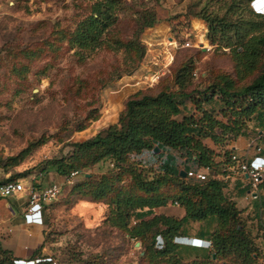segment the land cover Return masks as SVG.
I'll return each instance as SVG.
<instances>
[{
	"label": "rangeland",
	"instance_id": "rangeland-1",
	"mask_svg": "<svg viewBox=\"0 0 264 264\" xmlns=\"http://www.w3.org/2000/svg\"><path fill=\"white\" fill-rule=\"evenodd\" d=\"M96 1L0 0V181L15 177L37 188L63 183L60 196L44 205L43 224L35 227H43V239L24 247L28 258L45 256L52 258L51 264H241L234 253L213 257V251L182 244L180 259L166 260L158 255L165 246L163 235L152 244L155 231L141 239L132 234L133 222L118 220L115 199L121 188L136 197L167 199V205L156 207L154 213L182 219L185 209L173 201L182 194L177 182L166 180L150 194L132 184L129 171V164L135 165L145 179H158L167 154L184 169L189 163L178 150H145L132 154L123 166L106 157L91 166L86 176L94 183L104 175L116 179L101 200L77 193L74 186L84 181L83 175L70 183L63 176L51 179L50 172H56L53 160L70 155L74 143L118 123L130 96L138 91L177 90L176 76L182 67L190 69L186 92L191 96L183 98L188 112H197L194 99H202L211 84L232 81L235 88H242L262 70L263 60L252 72H243L230 48L211 44L207 37L202 11L224 14L225 5L233 0H99L113 1L111 23L99 41L82 48L73 38ZM252 2H239L235 11L240 9L245 17L249 9L264 15ZM153 17L156 22L147 26ZM203 105L216 114L224 107L217 95ZM253 119L246 122L250 128ZM208 145L218 153L225 150L210 140ZM44 167L48 171L43 172ZM24 172L26 177H19ZM31 207L27 192L0 197V247L14 255L12 242L25 233L22 224ZM241 217L252 241L260 237L264 241L263 223H250V215ZM183 227L179 235L198 237L205 231L211 238L216 231L223 233L215 218L189 220ZM256 245L258 252L264 250V245ZM257 264H264L262 255Z\"/></svg>",
	"mask_w": 264,
	"mask_h": 264
},
{
	"label": "trees",
	"instance_id": "trees-1",
	"mask_svg": "<svg viewBox=\"0 0 264 264\" xmlns=\"http://www.w3.org/2000/svg\"><path fill=\"white\" fill-rule=\"evenodd\" d=\"M242 1L233 0L231 4H226L224 14L219 10L208 11L206 14L202 11L201 17L208 24L207 37L211 44L230 48L243 72H252L263 60L260 74L250 84L242 88H235L232 81H225L224 85L211 84L205 89L202 99H194L198 104L197 112H186L183 98L191 96V93L186 92L187 75L190 71L189 65H186L176 76L177 90L163 88L157 92L138 91L126 101L118 123L109 125L90 139L74 143V150L70 155L54 159L51 163L65 179L72 172L80 171L78 176L83 175L85 179L76 183L74 188L78 189L77 193L81 196L90 195L95 200H101L113 188L116 179L104 175L94 183L92 177L86 176V171L106 157L112 158L118 166H123L129 162L132 154H141L145 150L154 152L158 147L163 152L168 149L180 151L185 162L189 163L184 166L185 171L190 168H210L209 177L204 181L184 179L180 176L181 168L176 165V157L167 154L162 165L163 174L158 179L147 180L135 165L129 164V171L135 182L132 184L142 191L154 194L166 180L177 182L181 187L182 194L173 199L185 209L180 220L154 213L156 207L167 205L168 200L165 198L136 197L134 194L123 193L121 188L115 199L118 220H124L126 225L129 221H136L132 229L133 236L146 239L147 235L155 231L152 237L154 244L156 238L163 235L165 246L158 250V255L169 261L180 259L179 245L173 242V238L185 230L184 224L189 220L204 221L212 218L218 220L219 228L223 230L221 234L216 231L210 236L213 248L209 252L213 251V257L214 254L227 256L234 253L237 258L240 257L241 264H257L262 255V251L258 252L256 249L259 248L256 241H252L245 231L241 217L243 209L226 195L227 182L217 177L219 173H228L229 164L233 167L236 165L231 160L234 148L227 147L232 141L248 133L250 127L246 124L247 120H264V15L251 9L248 17L244 16V12L240 15V9L235 11V8ZM203 8L208 10V7ZM113 12V1L97 0L93 12L77 29L73 42L87 48L99 41L111 23ZM155 22L153 17L146 25L152 26ZM216 95L224 104L218 114L203 105L212 102ZM220 114L223 118H220ZM207 139L216 147L222 146L225 149L223 153H218L216 148L209 146L205 142ZM42 171L48 170L44 167ZM27 173L24 172L19 177H26ZM12 180L21 179L10 177L0 181V184ZM33 186L36 187L35 184ZM260 188L264 189V179ZM151 214H154L153 217L145 219ZM161 226L163 229L159 230ZM206 234L205 231L200 232L201 236ZM38 258L42 260L37 264L52 262V258L45 256L32 257ZM17 259L9 250L0 247V264H16Z\"/></svg>",
	"mask_w": 264,
	"mask_h": 264
},
{
	"label": "built area",
	"instance_id": "built-area-1",
	"mask_svg": "<svg viewBox=\"0 0 264 264\" xmlns=\"http://www.w3.org/2000/svg\"><path fill=\"white\" fill-rule=\"evenodd\" d=\"M254 151L255 154L250 156L251 151ZM264 148L260 144L259 138L257 136L251 137L247 144L246 154L243 156L236 153L232 154L231 160L236 162L237 170L239 171V177L243 179L247 185L250 187V194L255 197V195L260 190V184L264 179V157L261 155ZM232 164L227 166L228 173L217 175L218 178L224 180L225 182L231 181L234 176L232 174ZM210 168H190L187 171L188 179L195 181H204L209 177ZM80 174V171H74L68 177L66 182H72V179L77 177ZM63 189V183L53 182L46 186L36 188L32 185L28 186L22 180H12L0 184V197H12L19 196L27 192L30 197V204L32 207L29 213L26 214V222L31 224H43V210L44 205L47 202L56 200ZM31 215L36 216L34 219H31ZM136 221H134L135 223ZM12 228L9 229L12 232ZM262 257L264 258V250L262 251ZM51 259V258H48ZM42 258L38 259H25L18 258L15 260L16 264H37Z\"/></svg>",
	"mask_w": 264,
	"mask_h": 264
},
{
	"label": "crops",
	"instance_id": "crops-1",
	"mask_svg": "<svg viewBox=\"0 0 264 264\" xmlns=\"http://www.w3.org/2000/svg\"><path fill=\"white\" fill-rule=\"evenodd\" d=\"M259 10H264V9H259ZM185 110L187 112V108ZM252 124L253 125H251V128L249 129L246 135L238 137L236 140L232 141L228 145L227 148H234L233 154L236 153L241 156L246 154L248 141L253 136H257L259 138L260 144L264 148V120L257 118L252 122ZM205 142L208 144V139L205 140ZM253 154L255 153L252 150L250 156H252ZM261 155L264 157V150ZM232 170H233L232 174L234 178L231 181L227 182L226 184V188H225L226 195L230 199L234 200L239 208L243 209L244 216H249V215L251 216L249 217L250 223H255L258 221L261 222V224L263 223L264 225V189L260 188V190L255 195V197L253 196L254 193H252L251 196L250 187L243 179H241V177H239V171L237 170V165H235L232 168ZM50 174H51V179L55 178L57 180L58 179L63 180V177L62 176L59 177L57 172H50ZM218 175L220 176V173ZM22 225H24L25 227L24 228L25 233L24 234L20 233L18 237L15 240H13L12 249L15 250L14 251L15 255L18 256L19 258L29 259L27 256V252L24 250V247L29 246L31 248L33 247L35 241L41 242V240L43 239L44 229L43 227L35 228L37 225L40 226V224L37 225L31 224V223H27L26 221ZM256 243H259V245L261 246L264 245V241L261 237L256 238Z\"/></svg>",
	"mask_w": 264,
	"mask_h": 264
},
{
	"label": "clouds",
	"instance_id": "clouds-1",
	"mask_svg": "<svg viewBox=\"0 0 264 264\" xmlns=\"http://www.w3.org/2000/svg\"><path fill=\"white\" fill-rule=\"evenodd\" d=\"M259 12V11H258ZM176 245H187L197 249L211 250L213 248V241L208 236H184L176 235L173 238Z\"/></svg>",
	"mask_w": 264,
	"mask_h": 264
},
{
	"label": "water",
	"instance_id": "water-1",
	"mask_svg": "<svg viewBox=\"0 0 264 264\" xmlns=\"http://www.w3.org/2000/svg\"><path fill=\"white\" fill-rule=\"evenodd\" d=\"M257 1L258 0H253L252 5H254ZM259 13H261V12H259ZM170 39H172V37H170ZM159 151H160V149L158 147H156L154 150V153H158ZM180 176L185 179L187 177V171H185L184 169H181Z\"/></svg>",
	"mask_w": 264,
	"mask_h": 264
},
{
	"label": "bare ground",
	"instance_id": "bare-ground-1",
	"mask_svg": "<svg viewBox=\"0 0 264 264\" xmlns=\"http://www.w3.org/2000/svg\"><path fill=\"white\" fill-rule=\"evenodd\" d=\"M255 6L259 9H264V0H258L256 3H255ZM263 7V8H262ZM259 12L261 13H264V10H259ZM36 216L34 215H31V219H34ZM37 225V224H36ZM39 226V225H37Z\"/></svg>",
	"mask_w": 264,
	"mask_h": 264
}]
</instances>
